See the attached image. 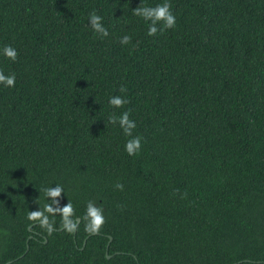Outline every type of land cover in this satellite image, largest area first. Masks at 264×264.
<instances>
[{"label": "trees", "instance_id": "obj_1", "mask_svg": "<svg viewBox=\"0 0 264 264\" xmlns=\"http://www.w3.org/2000/svg\"><path fill=\"white\" fill-rule=\"evenodd\" d=\"M164 2L0 0V264H264V0Z\"/></svg>", "mask_w": 264, "mask_h": 264}, {"label": "clouds", "instance_id": "obj_2", "mask_svg": "<svg viewBox=\"0 0 264 264\" xmlns=\"http://www.w3.org/2000/svg\"><path fill=\"white\" fill-rule=\"evenodd\" d=\"M134 14L138 16H142L145 21H151V26L148 29V35L152 36L157 33L156 24L158 21H164V26L167 28H173L176 24V17L173 15L172 11L170 10V5L165 0V2L161 5H158L157 7H139L136 10H134ZM101 17L96 15L95 13L91 14L90 16V24L92 28L100 33L102 36H107L108 32L107 29H105L101 23ZM130 40V37L125 36L123 38L122 43H128ZM3 55L15 60L17 57V52L14 48L11 46H6L3 49ZM16 76L14 74L10 75H4L3 73H0V84H4L6 87H13L15 85ZM109 103L113 106L120 107L126 101L120 97V96H114L109 99ZM113 123H116V119L113 118ZM119 124L124 129L125 133L127 135H131V130L136 127L135 121L129 119V114L127 112L123 113L119 117ZM140 147V141L139 139H134L128 142L126 145V149L129 151V154H132L133 149H139ZM48 194L52 196H59L60 191H49ZM47 210L49 212L54 211L51 209L50 206H46ZM71 206H67L63 209V214L65 217V226L68 227L69 231H72L75 228V225L68 219L69 215L71 214ZM88 217L90 218V222L87 226V230L90 232H98L102 225L104 224V217L101 214L100 210L94 208L91 206V204L88 206ZM42 214L40 212H31L29 215L30 220H36L41 219ZM41 223L43 225H48L49 221L47 216H43L41 219ZM51 231V228H49Z\"/></svg>", "mask_w": 264, "mask_h": 264}, {"label": "water", "instance_id": "obj_3", "mask_svg": "<svg viewBox=\"0 0 264 264\" xmlns=\"http://www.w3.org/2000/svg\"><path fill=\"white\" fill-rule=\"evenodd\" d=\"M80 222H81V220H80V219H78V224H77V226L79 225V223H80ZM111 242H112V238L110 239L109 246H110ZM85 245H86V243H85ZM108 258L110 259L111 257L108 255Z\"/></svg>", "mask_w": 264, "mask_h": 264}]
</instances>
